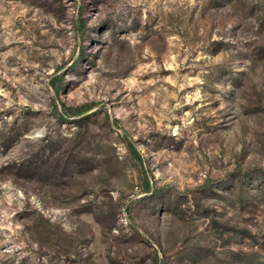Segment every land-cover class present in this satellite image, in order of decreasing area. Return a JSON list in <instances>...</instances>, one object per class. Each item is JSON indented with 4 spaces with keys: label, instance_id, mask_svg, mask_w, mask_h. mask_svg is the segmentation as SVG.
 <instances>
[{
    "label": "rangeland",
    "instance_id": "obj_1",
    "mask_svg": "<svg viewBox=\"0 0 264 264\" xmlns=\"http://www.w3.org/2000/svg\"><path fill=\"white\" fill-rule=\"evenodd\" d=\"M0 264H264V0H0Z\"/></svg>",
    "mask_w": 264,
    "mask_h": 264
}]
</instances>
